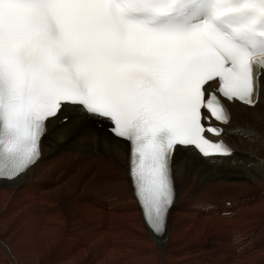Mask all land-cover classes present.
<instances>
[{"label":"snow or ice","instance_id":"6c2138e0","mask_svg":"<svg viewBox=\"0 0 264 264\" xmlns=\"http://www.w3.org/2000/svg\"><path fill=\"white\" fill-rule=\"evenodd\" d=\"M210 81L229 102L258 103L264 0H0V178L35 163L57 124L104 127L111 148L129 149L133 195L161 236L182 154H231L205 136L222 130L202 109L229 119Z\"/></svg>","mask_w":264,"mask_h":264},{"label":"bare ground","instance_id":"6f19581e","mask_svg":"<svg viewBox=\"0 0 264 264\" xmlns=\"http://www.w3.org/2000/svg\"><path fill=\"white\" fill-rule=\"evenodd\" d=\"M225 104L233 154H182L161 236L133 197L128 148H111L104 127L57 124L36 163L0 181V264H264V92L252 108Z\"/></svg>","mask_w":264,"mask_h":264},{"label":"rangeland","instance_id":"374dc122","mask_svg":"<svg viewBox=\"0 0 264 264\" xmlns=\"http://www.w3.org/2000/svg\"><path fill=\"white\" fill-rule=\"evenodd\" d=\"M262 117H263V115H262ZM260 118V117H259ZM189 153V152H188ZM201 161H205V160H201ZM176 176V175H175Z\"/></svg>","mask_w":264,"mask_h":264}]
</instances>
